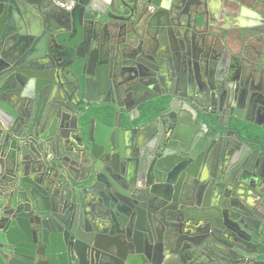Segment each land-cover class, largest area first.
I'll list each match as a JSON object with an SVG mask.
<instances>
[{"label":"water","instance_id":"obj_1","mask_svg":"<svg viewBox=\"0 0 264 264\" xmlns=\"http://www.w3.org/2000/svg\"><path fill=\"white\" fill-rule=\"evenodd\" d=\"M183 6L0 0V264H264V72Z\"/></svg>","mask_w":264,"mask_h":264},{"label":"crops","instance_id":"obj_2","mask_svg":"<svg viewBox=\"0 0 264 264\" xmlns=\"http://www.w3.org/2000/svg\"><path fill=\"white\" fill-rule=\"evenodd\" d=\"M209 20L216 24V28L211 27L209 32L217 33L218 38L225 39L226 45L232 53V55H239L238 63L241 64L246 60L245 58L255 59L259 62V66L264 70V54L255 55V53L249 49L245 48L240 56V47L233 39L234 28H245L247 27L246 22L249 21L252 11L251 9H256L257 7L252 3L251 0H239L237 3L232 4L227 0H207ZM256 7V8H255ZM220 10V11H219ZM227 10V11H226ZM255 12V11H254ZM230 14L231 23L227 26V22L224 18ZM218 16V19L215 17ZM216 20V21H215ZM220 34L222 36H220ZM260 51V49H259ZM257 79V74L255 75ZM251 118L256 123H249L252 127L257 130L262 131L264 127V119L257 117L255 114Z\"/></svg>","mask_w":264,"mask_h":264},{"label":"flooded vegetation","instance_id":"obj_3","mask_svg":"<svg viewBox=\"0 0 264 264\" xmlns=\"http://www.w3.org/2000/svg\"><path fill=\"white\" fill-rule=\"evenodd\" d=\"M239 1V0H238ZM252 1V3L257 7H255L256 9H251L250 11H252V14H251V17H250V19H249V21L248 22H246V25H247V27H245V28H242V29H240L239 27L237 28H235V30H239V31H242V32H244V34L245 35H251V34H253L254 33V31H255V29H256V27H254V26H252V23L255 21V19H257L256 18V16H257V14H256V12H254V11H264V8L262 7V6H260L259 4H260V2H264V0H251ZM232 3V2H231ZM208 3H207V0H184V6L183 7H179V8H176V10L177 11H206L207 12V16H208V21L209 22H211L210 20H209V14H208V5H207ZM232 4H234V2L232 3ZM220 11V10H219ZM227 11V10H226ZM261 13H263V12H261ZM216 19H218V16L217 17H215ZM224 20L227 22V26L228 25H230V23H231V18H230V14H228L225 18H224ZM216 21V20H215ZM110 29H111V26L109 25H107V26H102L101 28H100V32H99V34H98V32H97V34H96V36H94V39H92L93 40V45H92V48L94 49V50H96V48H97V37H104V36H106L109 32H110ZM210 29V28H209ZM209 29H208V31H209ZM207 35H208V32H207ZM223 35V34H222ZM221 34H220V36H222ZM244 35V36H245ZM222 38V37H221ZM219 49H221V48H219ZM225 51H226V53H228V54H232V53H230V51H229V49H228V47H227V50L225 49ZM258 51H259V49H258ZM260 52V51H259ZM243 53V52H242ZM241 53V54H242ZM241 54H240V56H241ZM255 55H257L256 53H255ZM236 56H239V55H236ZM259 72H264V70H262L261 68L259 69Z\"/></svg>","mask_w":264,"mask_h":264}]
</instances>
